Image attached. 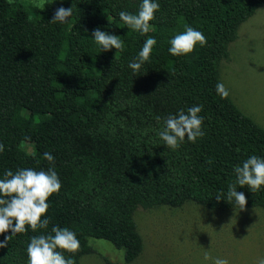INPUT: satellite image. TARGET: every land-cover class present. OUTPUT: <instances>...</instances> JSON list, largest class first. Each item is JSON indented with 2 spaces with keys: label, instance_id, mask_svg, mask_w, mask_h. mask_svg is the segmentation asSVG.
Segmentation results:
<instances>
[{
  "label": "trees",
  "instance_id": "1",
  "mask_svg": "<svg viewBox=\"0 0 264 264\" xmlns=\"http://www.w3.org/2000/svg\"><path fill=\"white\" fill-rule=\"evenodd\" d=\"M139 2L45 0L31 17L24 6L0 0V175L18 168L47 170L42 154L50 152L61 182L47 200V229L33 232L26 225L0 248V264H26L29 238L54 225L76 233L78 251L63 253L74 264L92 252L91 237L124 250L129 263L143 250L138 207L192 201L212 210L238 208L215 195L235 183L234 165L249 155L264 156V127L229 94L219 96L215 85L222 83L220 63L229 56V44L264 0H158L144 36L116 15L135 13ZM70 6L67 23L49 22L57 8ZM184 25L200 30L206 43L171 56L168 40ZM95 28L116 35L123 51L99 52L91 39ZM147 37L157 44L133 75L127 64ZM197 104L204 136L185 140L175 151L162 145L156 117L162 123ZM237 191L245 195L244 208L264 209V188Z\"/></svg>",
  "mask_w": 264,
  "mask_h": 264
},
{
  "label": "rangeland",
  "instance_id": "2",
  "mask_svg": "<svg viewBox=\"0 0 264 264\" xmlns=\"http://www.w3.org/2000/svg\"><path fill=\"white\" fill-rule=\"evenodd\" d=\"M9 1L27 8L31 17L45 3ZM220 80L239 109L264 127V6L240 25L229 44V56L220 63ZM134 216L143 239L135 260L126 262L124 250L91 237L92 252L82 257L81 264H211L203 259L206 250L229 264H257L264 258L262 208L212 210L189 201L181 207H138Z\"/></svg>",
  "mask_w": 264,
  "mask_h": 264
},
{
  "label": "clouds",
  "instance_id": "3",
  "mask_svg": "<svg viewBox=\"0 0 264 264\" xmlns=\"http://www.w3.org/2000/svg\"><path fill=\"white\" fill-rule=\"evenodd\" d=\"M62 2V0H61ZM160 8L158 0H140L135 13L120 10L116 15L129 29L141 36L147 34L154 20V13ZM73 15V8L59 7L55 10L49 22L65 24ZM91 39L97 45L99 52L111 49L123 51L124 44L116 35L102 31L100 28L92 30ZM206 43L204 34L189 25H184L181 32L171 36L168 40L167 52L171 56H184L193 51L196 46L203 47ZM157 44L155 37H147L136 55L128 62L127 67L135 75L149 60L153 47ZM216 93L222 98L228 95L223 83L215 85ZM202 105H193L186 109H178L175 114H169L162 119L156 117L159 124L157 137L162 145L175 151L187 140L195 143L204 136L201 127L203 117L199 115ZM4 145L0 144V152ZM49 162L47 170L36 171L32 168H18L15 172L5 170L0 175V248H5L11 237L24 233L27 228L33 232L47 229L49 220L44 217L49 205L48 198L59 192L61 182L54 171V157L50 152L42 154ZM235 183L229 184L226 191L218 193L216 199H224L234 207L242 210L246 204L243 192L237 191V186H247L249 192L254 193L264 188V156L249 155L246 159L233 166ZM44 217V218H41ZM10 233V234H8ZM79 249L76 233L67 227L52 226L50 232L31 236L25 248L26 264H74L71 256L65 258L63 253H75ZM204 261L211 260V264H229L221 256L210 257L204 252ZM264 264V258L257 261Z\"/></svg>",
  "mask_w": 264,
  "mask_h": 264
}]
</instances>
